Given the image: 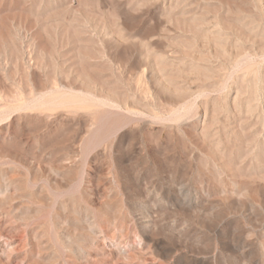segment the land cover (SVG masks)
I'll return each mask as SVG.
<instances>
[{
  "label": "rangeland",
  "instance_id": "rangeland-1",
  "mask_svg": "<svg viewBox=\"0 0 264 264\" xmlns=\"http://www.w3.org/2000/svg\"><path fill=\"white\" fill-rule=\"evenodd\" d=\"M0 264H264V0H0Z\"/></svg>",
  "mask_w": 264,
  "mask_h": 264
}]
</instances>
